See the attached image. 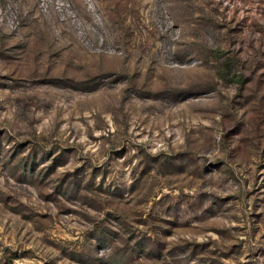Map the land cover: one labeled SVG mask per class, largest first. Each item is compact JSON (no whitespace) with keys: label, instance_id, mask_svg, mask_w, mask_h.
I'll return each mask as SVG.
<instances>
[{"label":"rangeland","instance_id":"obj_1","mask_svg":"<svg viewBox=\"0 0 264 264\" xmlns=\"http://www.w3.org/2000/svg\"><path fill=\"white\" fill-rule=\"evenodd\" d=\"M64 1L0 0V264H264V0Z\"/></svg>","mask_w":264,"mask_h":264},{"label":"built area","instance_id":"obj_2","mask_svg":"<svg viewBox=\"0 0 264 264\" xmlns=\"http://www.w3.org/2000/svg\"><path fill=\"white\" fill-rule=\"evenodd\" d=\"M84 2L92 18V24L89 27H85L81 17L69 0L62 2L63 8H61V14L63 18L69 20L75 26L78 36L82 38L87 45L94 46L99 50L105 42L102 31L104 27V17L96 0H84ZM88 31L96 35V42H92L91 39L87 37Z\"/></svg>","mask_w":264,"mask_h":264}]
</instances>
